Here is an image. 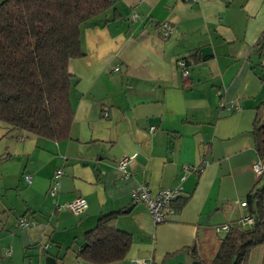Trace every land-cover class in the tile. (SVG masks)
<instances>
[{"label": "crops", "instance_id": "0c3cea01", "mask_svg": "<svg viewBox=\"0 0 264 264\" xmlns=\"http://www.w3.org/2000/svg\"><path fill=\"white\" fill-rule=\"evenodd\" d=\"M113 3L81 26L83 56L69 64V138L56 143L0 122V264L48 256L87 264L77 258L84 233L114 212V227L132 243L113 264H192L185 250L210 256L224 237L215 229L249 216L240 203L264 185L252 170L259 160L250 134L257 110L264 113V0ZM133 155L125 176L116 164ZM140 186L151 195L180 191L165 222L132 202ZM78 198L82 213L63 208ZM22 219L32 224L22 229ZM246 264H264V244Z\"/></svg>", "mask_w": 264, "mask_h": 264}, {"label": "trees", "instance_id": "16d2710c", "mask_svg": "<svg viewBox=\"0 0 264 264\" xmlns=\"http://www.w3.org/2000/svg\"><path fill=\"white\" fill-rule=\"evenodd\" d=\"M113 5L111 0L0 3L1 123L56 143L69 138V64L83 56L81 26L113 9ZM257 47L258 52L263 49L264 35ZM250 134L258 160L264 166V113L259 109ZM245 203L253 219L252 227L232 228L230 234L217 241L210 256L199 248H187L192 264H246L250 251L264 244V185H255ZM118 215L114 212L100 216L94 228L84 233L87 246L78 253V259L87 264H113L125 258L132 238L114 227Z\"/></svg>", "mask_w": 264, "mask_h": 264}, {"label": "built area", "instance_id": "2783aa9c", "mask_svg": "<svg viewBox=\"0 0 264 264\" xmlns=\"http://www.w3.org/2000/svg\"><path fill=\"white\" fill-rule=\"evenodd\" d=\"M187 2H194L195 0H185ZM160 31L162 34V37L165 39L171 34V28L168 24L163 23L160 26ZM178 66L181 70V75L186 78L188 76V69H187V63L185 60H181L178 62ZM155 130L154 127H151L149 129L150 132H153ZM136 155H133L131 157H124L120 159L116 166L117 168L124 173L125 176H127L126 168L131 160L135 158ZM252 170L255 173L256 176H261L264 174V166L261 162H257L252 166ZM63 173L62 170H57L53 176V183L52 187L49 190V193L51 195H54L57 187H58V181L62 177ZM25 181L30 184V177L25 176ZM180 196V191L178 189L174 190H166V191H160L156 195H151V193L148 191L147 187L140 186L134 189L131 192V198L132 202L134 204H144L146 205L153 221L155 223H162L167 220V218L173 213L171 204L178 199ZM241 207H246L245 203H240ZM86 201L83 198L75 199L63 206L64 209L70 211L71 213L77 215L82 213L86 209ZM244 223L252 224L253 219L250 216H246L245 218L239 220L234 227H231L228 224L221 225L215 229L217 234H230L232 232V228L235 229H242ZM32 223L27 222L26 220L22 219L19 222V227L22 229H25L29 227ZM47 247L45 246L44 249ZM136 264H150L147 261L144 260H137L135 261Z\"/></svg>", "mask_w": 264, "mask_h": 264}, {"label": "water", "instance_id": "95a60500", "mask_svg": "<svg viewBox=\"0 0 264 264\" xmlns=\"http://www.w3.org/2000/svg\"><path fill=\"white\" fill-rule=\"evenodd\" d=\"M112 2H114L115 0H111ZM207 50V49H205ZM205 51H203L204 53ZM87 246L86 243H83L80 247V252ZM44 264H56L55 259H53L52 257L48 256L44 259Z\"/></svg>", "mask_w": 264, "mask_h": 264}, {"label": "rangeland", "instance_id": "374dc122", "mask_svg": "<svg viewBox=\"0 0 264 264\" xmlns=\"http://www.w3.org/2000/svg\"><path fill=\"white\" fill-rule=\"evenodd\" d=\"M260 162V161H259ZM262 176V175H261ZM261 176H257V177H261ZM243 203H245V202H243ZM246 204V203H245ZM253 224V223H252ZM246 227H248V226H246ZM241 229V228H240ZM242 229H244V228H242ZM246 229V228H245Z\"/></svg>", "mask_w": 264, "mask_h": 264}]
</instances>
